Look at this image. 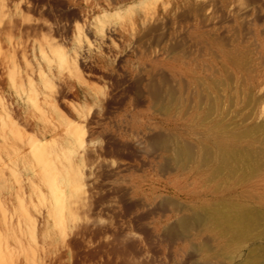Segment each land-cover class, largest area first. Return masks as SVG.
Returning <instances> with one entry per match:
<instances>
[{
    "label": "rangeland",
    "instance_id": "1",
    "mask_svg": "<svg viewBox=\"0 0 264 264\" xmlns=\"http://www.w3.org/2000/svg\"><path fill=\"white\" fill-rule=\"evenodd\" d=\"M263 237L264 0H0V264H264Z\"/></svg>",
    "mask_w": 264,
    "mask_h": 264
},
{
    "label": "bare ground",
    "instance_id": "2",
    "mask_svg": "<svg viewBox=\"0 0 264 264\" xmlns=\"http://www.w3.org/2000/svg\"><path fill=\"white\" fill-rule=\"evenodd\" d=\"M61 57H62V59L64 58V56H62L61 55ZM84 134V133H83ZM84 136H85V134L83 135V137L82 136H80V137H82V139L84 138ZM82 141H84V139L82 140ZM82 144H83V142H82ZM239 218H240V216H239ZM246 227V225L245 226H241V227H239V226H237V224L235 225V227L233 228V229H235V233H238L239 232V234H240V232L244 229ZM246 230V229H245ZM225 234V233H224ZM258 235V234H257ZM257 235L256 236H253V237H255V238H257ZM234 237V236H233ZM237 237H239V236H237ZM243 237V236H242ZM258 238H259V236H258ZM264 238V237H263ZM237 239V238H236ZM252 239H254V238H252ZM234 241V240H233ZM257 241V240H256ZM253 242V241H252ZM248 243V242H247ZM250 249V248H249ZM252 249V248H251ZM250 249V250H251ZM237 250V249H236Z\"/></svg>",
    "mask_w": 264,
    "mask_h": 264
}]
</instances>
